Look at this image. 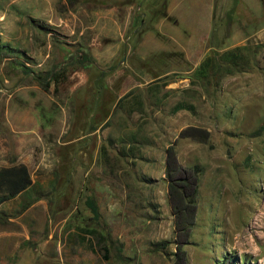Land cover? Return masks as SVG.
<instances>
[{
    "label": "rangeland",
    "instance_id": "1",
    "mask_svg": "<svg viewBox=\"0 0 264 264\" xmlns=\"http://www.w3.org/2000/svg\"><path fill=\"white\" fill-rule=\"evenodd\" d=\"M91 1L0 0V168L33 179L0 264H264V0H215L211 29V0ZM169 149L198 177L179 234Z\"/></svg>",
    "mask_w": 264,
    "mask_h": 264
},
{
    "label": "trees",
    "instance_id": "2",
    "mask_svg": "<svg viewBox=\"0 0 264 264\" xmlns=\"http://www.w3.org/2000/svg\"><path fill=\"white\" fill-rule=\"evenodd\" d=\"M240 49H236L224 54L226 61L231 62L234 66H238L239 60H244L238 54ZM212 60L207 59L201 66L199 73H204L203 77H206L210 69ZM240 67V66H239ZM125 97V96H124ZM121 98L116 107H119L125 98ZM191 109V107L186 106L185 104H178L175 108V112L181 110ZM170 157L167 163V178L169 181V199L173 207V212L175 213V225L177 227V234L186 232L194 223L195 214H196V192L198 185L197 175L191 171L183 169L179 163L178 159L173 153L172 149H169ZM190 184L192 186V193L188 196L184 193L183 184ZM33 185V179L30 173L28 166L24 163H17L9 166H3L0 168V206L7 201L8 199L14 198L20 194H24L29 191ZM180 195L181 199H186V208H178L175 204V201ZM175 200V201H174ZM31 201L24 202L23 207L26 208L30 206ZM93 212L95 216H100L98 207L91 203ZM83 232L88 235L94 236L97 238V243H101L105 240V235L99 232L96 228H81ZM179 245V244H178ZM106 249V247H104ZM107 250V249H106ZM107 258V255H104Z\"/></svg>",
    "mask_w": 264,
    "mask_h": 264
},
{
    "label": "crops",
    "instance_id": "3",
    "mask_svg": "<svg viewBox=\"0 0 264 264\" xmlns=\"http://www.w3.org/2000/svg\"><path fill=\"white\" fill-rule=\"evenodd\" d=\"M185 2H186V0H182L181 2H179L180 5L183 7V10L186 8ZM210 2H212V3L210 4L211 6L209 7V9H210V18H209V22H208V27H210L209 29H211L212 22H213V11H214V8H215V0H211ZM75 3L76 2H74V5H76ZM91 3H93V8L92 9H84V11H86V12H93V11L94 12H103L104 11L105 5L101 4L99 2V0H93V1H91ZM85 6H87V5H85ZM179 18H181V17L177 16L178 21L181 23V21H183V20H181ZM13 252H16V251H13ZM61 258H62V261H63L62 264H72V263H77V262L81 261L82 258H85V257H80L79 256V258H77L76 256H74L72 254L71 255H66V256H64V254H62ZM46 259H48V258L46 257ZM86 261H89V259H87ZM85 264H90V263L86 262Z\"/></svg>",
    "mask_w": 264,
    "mask_h": 264
}]
</instances>
